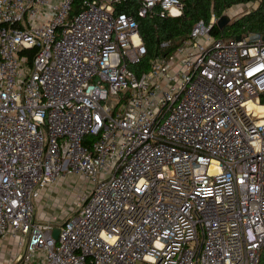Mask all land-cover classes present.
I'll use <instances>...</instances> for the list:
<instances>
[{"label":"built area","instance_id":"2783aa9c","mask_svg":"<svg viewBox=\"0 0 264 264\" xmlns=\"http://www.w3.org/2000/svg\"><path fill=\"white\" fill-rule=\"evenodd\" d=\"M77 1L0 0V240L25 248L12 263L258 264L264 35L217 39L212 15L138 77L126 0ZM135 1L142 19L184 8ZM59 177L91 190L61 225L37 221Z\"/></svg>","mask_w":264,"mask_h":264},{"label":"trees","instance_id":"16d2710c","mask_svg":"<svg viewBox=\"0 0 264 264\" xmlns=\"http://www.w3.org/2000/svg\"><path fill=\"white\" fill-rule=\"evenodd\" d=\"M79 4L80 0L76 2L74 11ZM183 4V13L178 18L154 16L143 19L136 14L138 3L135 0H126L122 4L115 5L116 12L134 16L146 50L139 63L128 65V69L136 76L139 77L149 71L151 63L157 58L172 55L180 48L189 37L191 29L197 21L203 20L208 24L212 15L220 18L226 11L235 6L257 4L256 9L236 18L222 29L214 25L211 35L224 40L250 33L264 35V0H183ZM164 42L169 43L168 47H161ZM261 102L264 103V99H261ZM258 264H264V246L260 252Z\"/></svg>","mask_w":264,"mask_h":264},{"label":"rangeland","instance_id":"374dc122","mask_svg":"<svg viewBox=\"0 0 264 264\" xmlns=\"http://www.w3.org/2000/svg\"><path fill=\"white\" fill-rule=\"evenodd\" d=\"M257 4L235 6L226 11L231 23L236 18L256 9ZM218 22V21H217ZM91 183L79 177H59L44 188L36 206V220L59 226L77 212L91 190ZM15 239L0 240V264H13L12 256L24 253ZM38 257V253L33 254ZM39 258V257H38Z\"/></svg>","mask_w":264,"mask_h":264},{"label":"water","instance_id":"95a60500","mask_svg":"<svg viewBox=\"0 0 264 264\" xmlns=\"http://www.w3.org/2000/svg\"><path fill=\"white\" fill-rule=\"evenodd\" d=\"M229 22H230L229 17H227V16H222V17L219 18V20H218V22H217L216 25H217L218 28L222 29V28H224L227 24H229ZM240 38H241V36L238 35V36L235 37V40H240ZM58 235H59V229H54V230L52 231V238H53L54 240H57V239H58Z\"/></svg>","mask_w":264,"mask_h":264},{"label":"bare ground","instance_id":"6f19581e","mask_svg":"<svg viewBox=\"0 0 264 264\" xmlns=\"http://www.w3.org/2000/svg\"><path fill=\"white\" fill-rule=\"evenodd\" d=\"M251 107H254V108L257 109L258 111H263V108H262V107H257V106H255V105H254V106H253V105H250V108H251Z\"/></svg>","mask_w":264,"mask_h":264}]
</instances>
